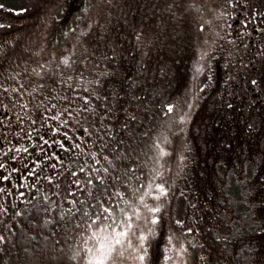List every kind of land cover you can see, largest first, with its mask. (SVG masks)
<instances>
[{"label":"rangeland","instance_id":"1","mask_svg":"<svg viewBox=\"0 0 264 264\" xmlns=\"http://www.w3.org/2000/svg\"><path fill=\"white\" fill-rule=\"evenodd\" d=\"M164 1L0 0L5 20L20 19L15 27L4 26L14 29L10 42L0 46V85L31 102L42 124L53 112L46 102L78 93L76 109H70L66 122L82 131L72 150L76 153L79 147L83 162L82 183L75 191L67 181L73 177L67 171L78 166L75 156L60 159L63 165L54 169H59L56 175H45L46 180L38 184L41 215L14 227L3 239L0 264H83L85 253L78 249L90 235L86 221L99 211L97 206L127 207L131 213L124 200H132L142 209L143 218L138 196L153 177L168 189L159 201L147 198L150 206L162 205L155 226L159 235H153L150 248L157 264H163L165 246L171 249L170 264L179 259L185 264H257L255 232L246 204L258 194L263 175L256 170L247 175L241 160L227 161L228 175L197 176L202 188L217 191L223 204L211 211L219 217L208 232V259H201V250L192 254L190 232L184 231L189 228L190 200L189 175H184L183 165L193 133L198 131L197 139L206 146L197 120L202 108L199 92L213 66L209 44L218 32L216 8L221 0ZM68 3L70 11L56 31L57 18ZM85 95L88 101L83 100ZM89 104L95 115L89 113L86 121L80 117ZM168 104L173 105L172 111ZM108 116L111 120L106 122ZM57 146L62 153L69 149V144ZM262 168L264 161L259 171ZM156 171L161 174L156 176ZM97 175L102 182L95 179ZM31 177L38 182V175ZM135 190L139 191L132 196ZM72 201H78L74 207ZM69 221L72 227L67 226ZM58 222L63 224L57 226ZM181 243L184 253L178 257L175 249Z\"/></svg>","mask_w":264,"mask_h":264},{"label":"flooded vegetation","instance_id":"2","mask_svg":"<svg viewBox=\"0 0 264 264\" xmlns=\"http://www.w3.org/2000/svg\"><path fill=\"white\" fill-rule=\"evenodd\" d=\"M216 9L218 32L209 44L213 66L199 92L202 108L197 116L206 146L197 139L198 131L193 133L183 165L184 175H189V240L192 254L195 249L201 250V259L206 261L208 232L219 217V213L211 211L223 204L218 192L204 190L197 176L228 175L227 161L241 160L246 164L247 175L255 170L263 175L258 194L246 204V213H251L248 218L255 232L256 263L264 264V168L259 171L264 161V0H233L231 4L221 0ZM8 19L0 12V46L10 42L13 27L20 21L19 17L16 21ZM8 24L14 25L4 29ZM20 97L10 88L0 87V164L4 165L0 168V243L14 227L41 215L39 203L43 197L38 184L46 180L45 175L57 174L59 169H54L63 165L60 159L75 156L78 161L74 170L67 171L70 175L75 173L67 180L74 191L75 180L83 176L79 147L76 153L72 150L82 131L75 123L66 122L70 109H76L79 95L73 93L46 102L47 108L53 110L47 116V124L39 120L31 102ZM33 129L38 130L36 134H32ZM58 144H69V149L62 153ZM31 175H38V182Z\"/></svg>","mask_w":264,"mask_h":264},{"label":"snow or ice","instance_id":"3","mask_svg":"<svg viewBox=\"0 0 264 264\" xmlns=\"http://www.w3.org/2000/svg\"><path fill=\"white\" fill-rule=\"evenodd\" d=\"M233 0H227V3L231 4ZM22 11V10H21ZM65 64L69 63L67 57L62 58ZM255 83V81H253ZM3 87V85H0ZM74 95H79L74 93ZM83 100L88 101L89 97L87 95L83 96ZM25 108L28 107V102L24 104ZM169 111L173 110V105H166ZM35 107L39 108V104ZM83 108V106H81ZM84 115L81 116V119L87 121V116L90 113L95 115V111L92 108V105L89 104L87 108H83ZM71 116V113H69ZM180 120H184V117H179ZM61 123H64L61 120ZM56 131V129H52ZM55 155V153H53ZM93 157L96 156V152H92ZM16 157H12L15 159ZM38 163V161H37ZM111 163V159H109ZM4 165L0 164V168H3ZM115 167V165H113ZM82 172L83 170L80 169ZM96 171V170H94ZM104 173H108L109 169L104 168ZM160 171H156L155 175L159 176ZM72 176H75V173H71ZM143 175V174H141ZM51 179V177H49ZM96 180L103 181V177L97 175ZM81 180L76 179L75 184L81 185ZM93 182L91 179L88 180V184L91 185ZM153 189H158L159 191H154ZM74 191V189H71ZM97 187V191H99ZM137 191H132V196L137 195ZM168 189L162 183H155V178L153 177L146 187L143 189V194L138 196V202L140 205H143V218H142V209L137 206L136 202L132 200L125 199V205L131 206V213L127 207L124 208H113L111 205L102 203L98 205V212H94L86 221L89 228L91 229L90 235L87 240L83 241V249H78V251L85 253L81 258L83 264H157V260L153 257V254L150 253V248L152 247V238L153 235H159L155 232V226L160 222L161 217L157 215L160 211L162 205L157 203L155 206H150L147 203V198L151 197L159 201L160 198L166 195ZM120 195L123 197L124 193L121 192ZM94 199V198H93ZM78 201H72V206L74 207ZM119 205V201L116 202ZM65 211H69L66 209ZM135 217L140 223H134L132 217ZM177 224H183V221H176ZM63 222H58L57 226H61ZM141 224L148 225L147 229L141 227ZM68 227H72L71 222L67 224ZM78 227V225L76 226ZM184 231H191L190 228H185ZM83 236V233H80ZM135 239V243L133 240ZM173 237L169 236L167 244H172ZM159 242H156L158 248ZM174 247V246H173ZM130 250V253H129ZM171 249L168 246H165L163 251L165 255L163 256V264H170V257L167 253ZM184 253V245L181 243L178 249H175V255L182 257ZM158 252L155 256L158 257ZM171 264H185L183 259L173 260Z\"/></svg>","mask_w":264,"mask_h":264},{"label":"trees","instance_id":"4","mask_svg":"<svg viewBox=\"0 0 264 264\" xmlns=\"http://www.w3.org/2000/svg\"><path fill=\"white\" fill-rule=\"evenodd\" d=\"M69 3L66 4L65 10H62V12L59 14V17L57 18V24H55V30H59L64 22V20L66 19L68 13L70 10H68ZM105 107V106H102Z\"/></svg>","mask_w":264,"mask_h":264}]
</instances>
